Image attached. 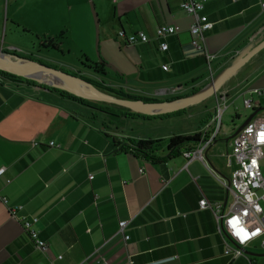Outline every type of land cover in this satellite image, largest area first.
Here are the masks:
<instances>
[{"label": "crops", "instance_id": "1", "mask_svg": "<svg viewBox=\"0 0 264 264\" xmlns=\"http://www.w3.org/2000/svg\"><path fill=\"white\" fill-rule=\"evenodd\" d=\"M68 2L28 0L26 8L39 17L55 14L64 3L69 9ZM70 2L78 4L88 23L87 0ZM91 2L99 22L100 59L81 65H94L115 89L162 102L191 96L209 82L205 52L215 55L211 63L215 78L237 52L264 37V0H205L203 14L212 28L197 42L201 51L193 45L189 33L193 18L180 10L181 0ZM58 21L56 27L70 25ZM162 25L178 28L177 34L163 39L164 52L155 39L156 28ZM34 29L40 31L39 26ZM118 32L125 36L143 32L148 42L128 45L117 37ZM54 47L63 56L60 44ZM249 65L245 78L237 71L220 87L227 93L224 113L231 124L234 119L244 122L253 112L243 109V97L252 89L264 91V49ZM37 79L29 85L0 77V169H4L0 264H47L20 222L9 217L8 209L16 206L22 207L18 217L38 219L39 237L53 254L62 256L57 264H264L258 242L246 247L245 257L223 256L224 239L217 233L213 213L198 208L205 199L217 214L228 211L232 198L215 177L229 178L237 169L234 159L228 161L224 154L230 153L238 127L223 123L221 117V131L201 159H188L183 149L166 162L151 164L115 151L105 135L145 139L104 128L91 111L44 89V80ZM162 89L165 95L154 96ZM251 97L264 116V93ZM207 100H212V106L191 110L201 101L166 118L192 114L193 123L179 134H201L192 150L202 147L215 125V100ZM155 154L164 156L165 146ZM121 221L128 222L127 241L117 233Z\"/></svg>", "mask_w": 264, "mask_h": 264}, {"label": "built area", "instance_id": "2", "mask_svg": "<svg viewBox=\"0 0 264 264\" xmlns=\"http://www.w3.org/2000/svg\"><path fill=\"white\" fill-rule=\"evenodd\" d=\"M205 0H181L179 8L181 11L193 18V24L189 29V33L193 38V45L202 50L197 44L203 40L204 34L212 28V24L203 14ZM264 7V5H262ZM178 33V28L162 25L156 28L155 39L159 41V49L164 52L167 45L163 39ZM117 37L128 45H136L138 43H147L148 37L143 32H138L129 36L118 32ZM261 37L256 42L251 43L253 46L262 40ZM247 47L237 52L232 61L240 57ZM209 79L213 80V72L211 63L215 59V55L204 53ZM163 70L167 67L163 66ZM166 90L162 89L154 93V96L165 95ZM264 91L252 89L248 97H243L242 107L244 110L253 111L256 104L252 99V95H261ZM215 100V118L214 128L211 129V135L208 140H204L202 147L195 148L185 153L188 159H201L204 151L212 143V140L220 133V120L222 114L227 109V93L219 90L214 94ZM153 98V97H152ZM208 132V126L203 129L202 137ZM50 146H53L50 143ZM229 161L233 158L237 164V169L233 171L229 178L221 176L215 177L223 190L231 196L232 202L226 214H217L211 205L201 199L198 202L200 210H209L213 213L216 230L224 239L223 256L229 260H236L245 257L246 247L253 242H258L260 249L264 252V171L262 163L264 162V116L255 115L236 135L231 139V150L229 154H224ZM4 169H0V176L3 175ZM92 177L90 176L89 179ZM21 206L8 209L11 219L20 222L24 234L27 236L33 247L43 253L47 258V264H57L62 259L60 254H53L49 245L39 237L35 229L38 219H26L18 217ZM127 221L118 223L117 233L123 235V239L127 241L129 237L124 235ZM129 264H132L130 261Z\"/></svg>", "mask_w": 264, "mask_h": 264}, {"label": "rangeland", "instance_id": "3", "mask_svg": "<svg viewBox=\"0 0 264 264\" xmlns=\"http://www.w3.org/2000/svg\"><path fill=\"white\" fill-rule=\"evenodd\" d=\"M68 1L71 4L69 9L64 3L62 8L58 9L55 14L40 13L39 17H37V12L28 11L26 8L28 0H0V48H6L10 51L9 53L17 56L32 55L35 60L42 62L44 65L61 68L68 74L78 70L84 78L113 88V84L105 80L94 65H81L90 62L95 63L96 60L100 59L99 22L97 16L95 21L91 11L92 5L94 14L97 15L93 3L91 0H87L86 12L89 22L85 23L81 9L77 6L78 4ZM64 2L67 3V1ZM56 21H67L70 22V25L68 27H60L58 24L56 27ZM35 26H39L40 31L39 29L36 31L34 29ZM56 43L60 44L64 53L63 56L53 48ZM10 58L15 62L17 61L13 56H10ZM251 68L252 65L250 66L249 63L242 66L238 70L240 71L238 73H241L239 77L245 78ZM42 84L45 85V83ZM45 86L50 87L48 85ZM84 88L89 89L87 86H84ZM97 90L109 94L105 90L99 88ZM89 101L107 107L113 112L129 113L128 116L122 114L123 116H120V118L98 114L97 119L107 124L110 131L121 134L119 131L122 130L121 132L124 135L137 139L160 141L162 146H166L169 137L186 132L187 127L193 123V120H191L192 114L188 115L186 113L180 118L175 117L166 120H148L130 116L132 113L123 108L93 100ZM201 103L200 106L191 108V110H201L203 106L206 108L212 106V100L206 99ZM235 105L239 107V101H236ZM226 115L227 112L222 114V121L229 126L233 124L239 127L243 123L242 119H234V123L232 122L231 124ZM257 116L262 115L259 113ZM262 167L264 171V162Z\"/></svg>", "mask_w": 264, "mask_h": 264}, {"label": "water", "instance_id": "4", "mask_svg": "<svg viewBox=\"0 0 264 264\" xmlns=\"http://www.w3.org/2000/svg\"><path fill=\"white\" fill-rule=\"evenodd\" d=\"M91 11L93 13V17L96 21V15L94 14L93 7L91 5ZM97 25V23H96ZM264 49V38L260 40L253 46L247 47L245 52L233 60L229 66H227L217 77L213 80H209V82L199 89L197 92L193 93L191 96L180 98L178 100H173L170 102H154V103H146L138 99H131L127 97H117L112 94H105L99 92L96 87L91 85L90 83L84 81L83 79L68 74L62 70L55 69L44 64L34 62L31 60H25L15 57L17 59L16 62H26L28 64L27 67L18 68V67H10L4 64L0 65V72L26 79L38 81V77L30 76L31 72L37 73L38 75H51L57 78H60L61 81L69 86V88L58 86L52 83H46L48 86H52L56 89L65 91L76 98H80L83 100H93L101 103H106L109 105H113L119 108H123L128 110L131 113L143 115V116H160L165 114H172L176 112H180L190 106H193L201 101L208 99L209 97H213L214 94L219 90V88L227 81L231 76H233L242 66L249 63L252 58H254L257 54H259ZM0 54L5 56L6 58L12 60L9 55L0 51ZM15 62V61H13ZM75 82H79L82 86H87L89 88L90 93L81 94L75 90ZM153 110V111H150ZM260 110H256L249 115V117L238 127V129L233 134L236 135ZM227 194V193H226ZM228 195V194H227ZM245 255L248 253L245 251Z\"/></svg>", "mask_w": 264, "mask_h": 264}, {"label": "trees", "instance_id": "5", "mask_svg": "<svg viewBox=\"0 0 264 264\" xmlns=\"http://www.w3.org/2000/svg\"><path fill=\"white\" fill-rule=\"evenodd\" d=\"M53 48H55V47H53ZM4 53H6L9 56L11 55L13 57H17L20 59L33 61V59L31 57H26V56H22V55L17 56L15 54H11L9 52L8 53L4 52ZM37 62L41 63L39 61H37ZM72 75L74 76L75 74H72ZM0 77L6 78V79H9L12 81L27 83L29 85H35V82H33L31 80H26V79L14 77V76L2 73V72H0ZM79 78L90 83L94 87L104 89L107 93L115 95L117 97H127V98H131V99H138V100H141V101L146 102V103L160 102V100L156 99V98H147V97H142V96H138V95L125 93L119 89H114V88L107 87L104 85L102 86L101 83H97L95 81L86 79V78L81 77V76ZM43 88L47 89L49 91L57 92L62 98H67V99H69V100H71V101H73V102H75V103H77V104H79L85 108H88V110L91 111V115H93V119H96L98 114H103L105 116H111L113 118H120V116H123V115L128 116L129 115V113L123 114V113L113 112V111H111V109H109L107 107L92 103V102L87 101V100L76 98V97L72 96L71 94H69L65 91L56 89V88H51V87H43ZM197 91L198 90L194 91V93ZM178 99H180V98L166 100V102H170V101L178 100ZM256 110H260L257 114H259L261 112V109H255V110H253V112ZM180 112H177L176 114H180ZM174 114L175 113L165 114V115H160V116H155V117H150V118L143 116V115L135 114V113L130 114V116H135L138 118H144V119H148V120H152V119L163 120V119L169 118L170 116H172ZM101 125L104 126V128L108 127V125L105 124L103 121H102ZM105 137L109 138L111 140V144H112L113 148L115 149V151L130 154L140 161L148 162L151 164H159V163H163V162L170 160L173 156L178 155L180 153V151L183 149L185 150V152L191 151L192 150L191 148L195 144H197V142H199L201 134L195 133L193 135H172L171 137H169V139L166 143V146H165L166 154L164 156H157L155 154L158 150H160L162 148L160 141L129 140V139H122L119 137H109L106 135H105Z\"/></svg>", "mask_w": 264, "mask_h": 264}, {"label": "bare ground", "instance_id": "6", "mask_svg": "<svg viewBox=\"0 0 264 264\" xmlns=\"http://www.w3.org/2000/svg\"><path fill=\"white\" fill-rule=\"evenodd\" d=\"M6 65V66H10V67H18V68H23V67H27L28 64L26 62H13V60H10L8 58H6L5 56L1 55L0 54V65ZM30 76H36L39 78V80H44V79H47V80H44L46 82H50L52 84H57V85H61L63 87H66V88H69V86L65 83H63L61 81L60 78H57L55 76H51V75H46L47 77L43 78L37 74V73H34V72H31L30 73ZM75 90L81 94H88L90 93L89 89H86L84 88V86H82L81 83L79 82H75ZM150 111H153V110H150Z\"/></svg>", "mask_w": 264, "mask_h": 264}, {"label": "flooded vegetation", "instance_id": "7", "mask_svg": "<svg viewBox=\"0 0 264 264\" xmlns=\"http://www.w3.org/2000/svg\"><path fill=\"white\" fill-rule=\"evenodd\" d=\"M41 64H43V63H41ZM52 68H55V69H59L58 67H53L52 66ZM59 70H62V69H59ZM62 71H64V70H62ZM64 72H66V71H64ZM66 73H68V72H66ZM72 74H75L74 76H76V77H83L81 74H80V72L78 71V70H75V72H71V75ZM3 78V77H2ZM102 85V84H101ZM103 86V85H102ZM101 86V87H102ZM100 89V88H99ZM102 90H104V89H102ZM120 90V89H119ZM123 92H125V91H123ZM126 93V92H125ZM83 107V106H82ZM83 108H85V107H83ZM86 109H88V108H86Z\"/></svg>", "mask_w": 264, "mask_h": 264}]
</instances>
